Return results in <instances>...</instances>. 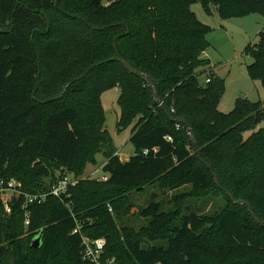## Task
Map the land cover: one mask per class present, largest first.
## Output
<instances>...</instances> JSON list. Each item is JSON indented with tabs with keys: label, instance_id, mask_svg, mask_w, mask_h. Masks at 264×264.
<instances>
[{
	"label": "trees",
	"instance_id": "1",
	"mask_svg": "<svg viewBox=\"0 0 264 264\" xmlns=\"http://www.w3.org/2000/svg\"><path fill=\"white\" fill-rule=\"evenodd\" d=\"M196 3L223 20L264 16V0H0V181H16L27 195L67 176L78 181L64 200L49 196L24 209L20 195L9 214L0 203V264H92L83 260V238H104L103 261L115 264H264V101L240 97L231 113L219 111L225 84L202 58L211 28L192 11ZM245 53L254 59L251 78L264 86V28ZM119 56L154 79L195 140ZM115 88L117 133L134 126L135 152L125 162L102 101ZM99 154L108 179L83 178ZM149 186L179 192L173 207L154 193L138 214L146 227H119L131 195ZM224 190L249 202L261 224ZM209 195L222 196L225 208L186 207Z\"/></svg>",
	"mask_w": 264,
	"mask_h": 264
},
{
	"label": "rangeland",
	"instance_id": "2",
	"mask_svg": "<svg viewBox=\"0 0 264 264\" xmlns=\"http://www.w3.org/2000/svg\"><path fill=\"white\" fill-rule=\"evenodd\" d=\"M191 9L201 23L211 28L206 37L210 46L206 50L205 60L210 61L214 73L224 80L225 92L219 104V111L225 114L231 113L240 97H246L252 102L264 101V86L260 81H254L249 73V67L253 65L254 59L245 53L249 45L258 42V35L264 28V16L251 13L244 17L223 20L215 8L212 14H207L200 3L193 4ZM119 95L118 88L112 89L103 94L102 101L106 111V129L114 138L122 159L126 160L134 154L135 148L129 142L130 128L122 134L117 133L115 111L119 118ZM260 128H264V123ZM96 158L97 164L88 165L83 178L97 179L103 174L101 166L106 162V158L103 154L97 155ZM96 170H100L99 175H92ZM154 193L168 210L173 207V200L179 192L163 193L157 186H149L142 193H133L130 197L134 205L133 209L120 217L119 227H131L136 230L146 227L148 222L138 214L149 204ZM186 207L190 208L189 211L212 214L222 211L225 208V201L222 196L209 195L203 199L188 201Z\"/></svg>",
	"mask_w": 264,
	"mask_h": 264
},
{
	"label": "built area",
	"instance_id": "3",
	"mask_svg": "<svg viewBox=\"0 0 264 264\" xmlns=\"http://www.w3.org/2000/svg\"><path fill=\"white\" fill-rule=\"evenodd\" d=\"M210 81H211L210 79H207L206 83H209ZM177 128H180V126L178 125ZM168 140H171V138H168ZM99 172L100 170H96L92 175L94 174L99 175ZM107 179L108 176L105 175L104 173L101 176H99V178H97V180L100 181H106ZM77 182L78 181L73 176H67L61 179L56 184H54L48 192L38 193L35 195H27L19 191L21 185L18 184L16 181L13 180L10 181L9 183L0 181L1 205L3 206L4 211L9 214L12 211L11 202L13 198L19 197L20 195H24V204H23L24 209H26L28 206L32 204L44 203L49 196H53L61 200H64L65 197H69L70 188L75 186ZM29 225H30V218H29V214L26 213L25 226L27 227ZM78 231L79 230L76 229L74 231V234L78 233ZM83 246H84V250H83L84 261L92 264H115L114 259L107 260L105 262L103 261V253L106 247V240L104 238L97 240H90L88 238H83Z\"/></svg>",
	"mask_w": 264,
	"mask_h": 264
},
{
	"label": "water",
	"instance_id": "4",
	"mask_svg": "<svg viewBox=\"0 0 264 264\" xmlns=\"http://www.w3.org/2000/svg\"><path fill=\"white\" fill-rule=\"evenodd\" d=\"M1 32H2V30L0 29V33H1ZM114 45H115V44H114ZM118 61L124 66V68H125L128 72H130V73H132V74H134V75H136V76H138V77L144 79V80L149 84V86L151 87V90H152L153 96H154L156 102L158 103L159 107H161V109L166 113V115L170 118V120H171L172 122H175V123H182V124H184L185 128L187 129V133L190 135L191 140H192V141L195 140L194 135H193V129H192L191 124H190L188 121H186V120H183V119H176V118H174V117H172V116L170 115V113L168 112V110H167L166 107L164 106L163 102H162V101L160 100V98H159V95H158V92H157V89H156V85H155L154 79H153L151 76H149V75H147V74H143V73L139 72L138 70L134 69L133 67H131V66H130L127 62H125L120 56L118 57ZM67 89H68L67 87L64 89V93L67 91ZM64 93H63V94H64ZM63 94H61L58 98H55V100L61 99V98L63 97ZM208 168H209L210 170H212L210 166H208ZM212 175H213V177H214V181H215L216 185H217L219 188H221V186H220V182H219L218 178L216 177V175L214 174L213 171H212ZM224 192H225V194L227 195V197L231 200V202H232L234 205H236V206H246L247 209H248V212H249L250 215L254 218V220H255L258 224H261V222L259 221V219L256 217V215H255V213H254V210H253L252 205H251L249 202H246V201H243V200H236L230 192H228V191H226V190H224ZM41 242H42V234H40L36 239H34L33 244H32V247L35 248V249L40 248V246H41Z\"/></svg>",
	"mask_w": 264,
	"mask_h": 264
},
{
	"label": "crops",
	"instance_id": "5",
	"mask_svg": "<svg viewBox=\"0 0 264 264\" xmlns=\"http://www.w3.org/2000/svg\"><path fill=\"white\" fill-rule=\"evenodd\" d=\"M205 53H206V52H204L203 55H202V58H203V59H206V57H205L206 54H205ZM210 69H212V70L214 71V69H213V67H212L211 65H210ZM119 97H120V95H119ZM118 99H119V98H118ZM119 109H120V108H119ZM105 112H106V111H105ZM115 115H116V118H117V121H118L119 118L117 117V112H116V111H115ZM119 117H120V115H119ZM133 127H134V126L130 127L129 140H130V138H131V136H132ZM121 134H122V133H121ZM113 140H114V138H113ZM114 144H115V141H114ZM115 147H116V146H115ZM116 148H117V147H116ZM117 150H118V153H119V155H120L121 160L124 161V162H125V161H128V160L130 159V157L134 155V154H133V155H130V156L128 157V159L123 160L122 157H121V152H120V150H119L118 148H117ZM105 163H106V162H105ZM105 163L101 166L102 168H103V166L105 165Z\"/></svg>",
	"mask_w": 264,
	"mask_h": 264
}]
</instances>
